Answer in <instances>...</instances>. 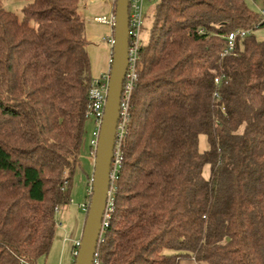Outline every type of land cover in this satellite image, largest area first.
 <instances>
[{
  "label": "trees",
  "instance_id": "16d2710c",
  "mask_svg": "<svg viewBox=\"0 0 264 264\" xmlns=\"http://www.w3.org/2000/svg\"><path fill=\"white\" fill-rule=\"evenodd\" d=\"M19 1L20 16L0 0V264L50 250L92 77L79 0ZM150 3L99 261L264 264L263 17L245 0ZM236 31L246 34L222 56Z\"/></svg>",
  "mask_w": 264,
  "mask_h": 264
},
{
  "label": "rangeland",
  "instance_id": "374dc122",
  "mask_svg": "<svg viewBox=\"0 0 264 264\" xmlns=\"http://www.w3.org/2000/svg\"><path fill=\"white\" fill-rule=\"evenodd\" d=\"M114 0H79L78 14L83 20L85 28V38L88 41L87 52L90 58L95 62L100 58V51L110 52V47L103 41V38L110 35V29L107 25L98 24L93 21L96 17H106L113 11ZM249 9L253 13L260 14L261 7L258 0H245ZM23 3L19 0H3V6L6 10L20 16ZM154 3L145 1L143 5L144 20L139 38L144 45L148 41L150 28L153 22ZM253 35L261 41H264V27L258 28ZM110 54V53H109ZM100 68V67H99ZM100 70V69H99ZM96 73V77L100 76ZM95 78V75H92ZM94 119L89 116L84 125L81 150L79 155V166H77L71 185L70 203L65 208L57 212L55 219L57 228L51 243L47 256L40 257L36 264H72V244L79 240L84 219V213L81 211V204L86 200L90 190L91 177L93 172V163L90 156L91 133L94 131ZM198 148L205 150L206 141L204 136H199ZM203 175L208 177V167H205ZM65 238L67 241L65 242Z\"/></svg>",
  "mask_w": 264,
  "mask_h": 264
},
{
  "label": "water",
  "instance_id": "95a60500",
  "mask_svg": "<svg viewBox=\"0 0 264 264\" xmlns=\"http://www.w3.org/2000/svg\"><path fill=\"white\" fill-rule=\"evenodd\" d=\"M114 1V43L106 102L93 160L91 196L73 264H92L111 193L112 164L120 119L122 86L128 65L129 42V0Z\"/></svg>",
  "mask_w": 264,
  "mask_h": 264
},
{
  "label": "built area",
  "instance_id": "2783aa9c",
  "mask_svg": "<svg viewBox=\"0 0 264 264\" xmlns=\"http://www.w3.org/2000/svg\"><path fill=\"white\" fill-rule=\"evenodd\" d=\"M145 1L151 2L152 0H129V10H128V28H129V42H128V65L126 70V75L123 81V93L121 97V104H120V119L117 128V137H116V146L114 151V158L112 164V174L111 180L114 179L115 169L119 164V142L122 138L124 133V126L126 121V114H127V107H128V100L131 93V90L135 84L137 73H136V64L138 60V51L142 45L141 40L139 38L143 20H144V12H143V5ZM260 14L264 20V10L260 11ZM114 12L109 15L108 18L106 17H96L94 18V22L98 24L107 25L110 29V35L103 38V41L107 43L110 47V58H109V67L111 63V53L112 47L114 43L113 38V31H114ZM245 32L236 31L232 32L227 37V46L224 49L222 56H227L234 54L236 51V39L237 37L245 36ZM108 80H109V69L106 73L97 76L95 78H91L89 85H88V105H87V117L91 116L94 119V131L91 133V140H90V156L94 160L95 156V149L97 146V141L99 137L100 126L102 122L103 112H104V105L106 102V93L108 88ZM215 84H218V80H214ZM214 97H218L215 93ZM91 182V180H90ZM91 192V185L90 190L88 193ZM110 198V197H109ZM110 200V199H109ZM89 204V203H88ZM88 204L81 205L83 211H87ZM109 205V201H108ZM107 205V209H108ZM107 213V210H106ZM105 213L104 220L102 223V229L106 226V218L107 214ZM102 233V231H101ZM101 237V235H100ZM100 240V238H99ZM80 240L74 241L73 244L76 247H79ZM77 251L74 252V256L76 257ZM92 264H101L98 258L97 249L93 257Z\"/></svg>",
  "mask_w": 264,
  "mask_h": 264
},
{
  "label": "crops",
  "instance_id": "0c3cea01",
  "mask_svg": "<svg viewBox=\"0 0 264 264\" xmlns=\"http://www.w3.org/2000/svg\"><path fill=\"white\" fill-rule=\"evenodd\" d=\"M113 5H114V1H113ZM99 51H100V58L97 59L98 62H95L89 56L90 63H91V76L92 75L93 76L95 75V77H96V73H98V71H99V74L98 75H102V74L106 73L108 71V69H109V58H110V54H109L110 52H109V50H108V53H107V52H105V50H101V48L99 47ZM91 162L93 163V159H91ZM85 204H86V200L81 205H85ZM81 211L85 214V211H83L82 208H81ZM84 219H85V215H84ZM83 223H84V221H83ZM82 227H83V225H82ZM81 232H82V230H81ZM80 235H81V233H80ZM64 240L66 242L67 241V238H65Z\"/></svg>",
  "mask_w": 264,
  "mask_h": 264
}]
</instances>
